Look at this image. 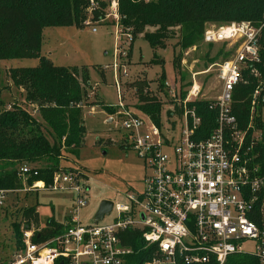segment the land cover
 <instances>
[{
  "label": "built area",
  "instance_id": "built-area-1",
  "mask_svg": "<svg viewBox=\"0 0 264 264\" xmlns=\"http://www.w3.org/2000/svg\"><path fill=\"white\" fill-rule=\"evenodd\" d=\"M89 2L90 26L99 2ZM107 2L105 18L99 24L113 22L117 52L124 56L125 44L134 40V34L122 25L120 0ZM263 38L264 17L259 25L233 22L206 28V43H227L233 51L231 58L216 65L223 87L215 100H209L217 120L209 137L194 139L202 123L195 106H191L201 100V87L195 78L198 74L185 97L166 81L173 104L167 113L162 109L160 124L150 116L120 110L127 139L151 172L142 193L129 194L128 203L113 205L111 214L116 212V216L112 222L103 223L105 217L93 225L81 224L78 213L87 205L88 189L82 186L79 174L59 172L48 187L42 181L28 185V178L37 176L38 168L22 165L19 176L23 188L0 189V216L8 214L11 194L20 192L70 191L75 194V206L65 222L68 227L47 239L40 235L46 225L35 224L23 212L19 240L12 222L5 229L0 223V264H133L129 259L135 255L138 240L134 233H139L145 248H153L152 258L143 264H225L234 254H253L264 264V230L251 218L264 193V177L255 164L258 154L254 152L263 140V132L256 125L258 107L264 104L263 82L252 94L246 127H240L233 109L235 89L244 82L243 71L252 68L251 73L261 77L253 65L261 64ZM116 86L121 96L117 77ZM260 211L264 217V201ZM246 242L256 244L255 252L245 250Z\"/></svg>",
  "mask_w": 264,
  "mask_h": 264
},
{
  "label": "trees",
  "instance_id": "trees-1",
  "mask_svg": "<svg viewBox=\"0 0 264 264\" xmlns=\"http://www.w3.org/2000/svg\"><path fill=\"white\" fill-rule=\"evenodd\" d=\"M99 9L93 12V22L99 23L105 18L108 8L107 0H98ZM90 8L89 0H0V72L1 62L10 59L39 58L40 64L35 68H15L10 71L14 84L23 88L26 101L37 106L43 122L30 116L15 106L11 110L3 109L1 99L3 89L0 86V189L20 190L23 181L19 168L24 164H38L46 161L45 167L38 168V175L28 178V185L44 182L46 187L53 184L55 175L61 170L63 147L79 157L85 144L86 128L83 112L79 104L87 100V88L91 87L89 71L86 68H66L55 66L49 59L42 57L41 45L45 27H81L87 19ZM120 13L124 17L122 25L131 28L137 38L143 34L154 49L164 48L166 41L173 38V29L180 31L178 45L187 49L204 38L210 24H230L233 22H251L259 25L264 17V0H120ZM146 28L154 31L146 32ZM209 46H213L209 44ZM231 53L224 54V60ZM261 64L253 65L261 71V77L251 73L252 68L243 71L244 82L238 84L233 97L234 114L240 127L249 123L251 97L261 82L264 85V38L260 51ZM151 65L163 67L164 61L156 55ZM175 69L180 70L181 62L176 57ZM251 67V66H249ZM102 76L104 77V73ZM165 73L160 77L159 88L165 89ZM192 83L189 84V87ZM141 108L157 123L161 122L163 102L149 92L146 79L133 82ZM183 97L186 92H183ZM264 96V90L261 97ZM209 100H198L195 106L202 118L194 139L199 141L209 137L217 127L216 112L210 110ZM83 104V103H82ZM107 113H115L114 107L100 104ZM264 104L258 107L256 125L263 132V140L256 145L258 154L255 164L259 166L260 175L264 177ZM45 125V126H44ZM51 130L53 141L44 133L45 127ZM128 146V145H127ZM73 147V149H72ZM124 147V146H123ZM129 147V146H128ZM125 147V148H128ZM9 168V169H8ZM264 193L257 204L252 220L264 230V217L261 206ZM23 215L35 224H40V215L36 208H26ZM68 220V219H67ZM16 238L21 237V223H11ZM67 224L50 219L41 232L47 239L62 233ZM138 238L135 255L129 260L133 264H143L153 256V248H145ZM41 238V239H42ZM225 264H261L253 254L231 255Z\"/></svg>",
  "mask_w": 264,
  "mask_h": 264
},
{
  "label": "rangeland",
  "instance_id": "rangeland-1",
  "mask_svg": "<svg viewBox=\"0 0 264 264\" xmlns=\"http://www.w3.org/2000/svg\"><path fill=\"white\" fill-rule=\"evenodd\" d=\"M88 15L86 12L87 19L81 27H45L40 52L42 57L49 59L55 66L79 70L86 68L89 71L91 87L87 88L88 97L83 104H79L86 128L85 144L79 157L64 146L60 162V172L79 174L82 186L88 189L87 205L78 213L79 221L83 225L96 223L95 217L103 201L125 204L128 203L127 195L142 193L145 179L151 172L149 165L127 139V132L121 126L122 117L118 114L124 108L143 117L149 116L141 108L139 96L132 87L133 82L146 79L149 92L163 102L164 113H167L173 101L169 96L170 87L164 90L159 88L162 73H165L166 81L170 82L172 89L179 88L181 93L189 88L194 75L198 74L195 78L201 87L200 99L215 100L223 87L216 65L224 60L225 53L233 54L229 44L220 42L209 46L203 39L181 51L178 45L180 31L175 28L173 38L166 41L164 48L154 49L144 39L143 34L137 38L134 35V40L125 44L126 55L121 56L117 52L116 27L113 22H90L92 25L89 26ZM93 28L97 29L96 32ZM152 31L154 29L146 28V32ZM155 55L164 61L163 67L151 65ZM176 57L181 62L180 70L175 69ZM39 64V58L2 61L0 86L3 89V109L11 110L17 106L43 122L37 106L27 103L23 88L14 84L10 78L12 69L35 68ZM115 64H118L117 69L114 68ZM116 77L120 83L122 98L116 86ZM103 103L114 107L115 113L109 114L101 108L100 104ZM110 119L113 121L110 122ZM168 122L170 123L169 119ZM44 133L52 142L54 136L47 126ZM32 165L37 168L45 167L46 161ZM3 168L0 163V171ZM74 200L73 192L60 190L11 194L8 214L6 216L1 213L0 216L1 227L5 229L11 222H19L26 206L36 208L41 226H45L53 217L56 221L65 223L72 214ZM115 216L116 212L106 216L103 223L112 222ZM244 248L247 252H255L256 244L246 242Z\"/></svg>",
  "mask_w": 264,
  "mask_h": 264
},
{
  "label": "water",
  "instance_id": "water-1",
  "mask_svg": "<svg viewBox=\"0 0 264 264\" xmlns=\"http://www.w3.org/2000/svg\"><path fill=\"white\" fill-rule=\"evenodd\" d=\"M112 121V120H111ZM114 203L111 201H103L99 208L98 213L96 214L95 221L96 223L102 221L106 216L110 215L113 210Z\"/></svg>",
  "mask_w": 264,
  "mask_h": 264
},
{
  "label": "crops",
  "instance_id": "crops-1",
  "mask_svg": "<svg viewBox=\"0 0 264 264\" xmlns=\"http://www.w3.org/2000/svg\"><path fill=\"white\" fill-rule=\"evenodd\" d=\"M111 122V119L109 120ZM113 121V120H112ZM61 223V222H60Z\"/></svg>",
  "mask_w": 264,
  "mask_h": 264
}]
</instances>
